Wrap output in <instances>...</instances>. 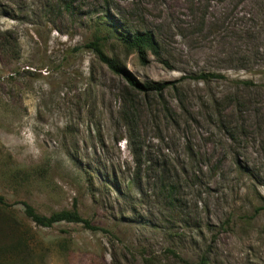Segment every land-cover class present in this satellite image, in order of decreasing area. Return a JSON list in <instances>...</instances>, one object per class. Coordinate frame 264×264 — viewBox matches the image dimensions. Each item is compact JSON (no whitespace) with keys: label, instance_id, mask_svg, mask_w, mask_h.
<instances>
[{"label":"rangeland","instance_id":"374dc122","mask_svg":"<svg viewBox=\"0 0 264 264\" xmlns=\"http://www.w3.org/2000/svg\"><path fill=\"white\" fill-rule=\"evenodd\" d=\"M0 198V264H264V0H0Z\"/></svg>","mask_w":264,"mask_h":264},{"label":"trees","instance_id":"16d2710c","mask_svg":"<svg viewBox=\"0 0 264 264\" xmlns=\"http://www.w3.org/2000/svg\"><path fill=\"white\" fill-rule=\"evenodd\" d=\"M111 28V27H110ZM118 40L122 41L131 51H136L142 62H146L148 52L153 53L155 56H159V46L156 43L154 37L148 32H136V33H124L117 32ZM91 49H93L99 56V59L108 66V68L115 74L124 77L134 88L140 92H162L165 84H147L141 85L136 82L129 73L120 65V63L111 59L105 55L103 52L99 41L92 43ZM0 204H4L2 198H0ZM26 216L36 224V226L41 228H52L59 223H69V224H80L90 231H102V229L95 227L92 223L84 219L76 207L71 211H62L60 213L53 214L51 216H43L38 214L33 207L28 204H24ZM175 258L180 264H211L208 255H203L199 261L195 263L188 262L181 258L177 253H173ZM146 264H157L153 260L145 259Z\"/></svg>","mask_w":264,"mask_h":264}]
</instances>
